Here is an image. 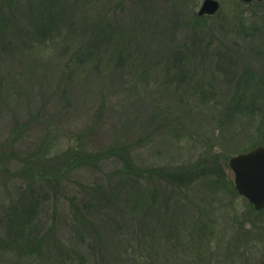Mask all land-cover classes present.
<instances>
[{
    "label": "rangeland",
    "instance_id": "374dc122",
    "mask_svg": "<svg viewBox=\"0 0 264 264\" xmlns=\"http://www.w3.org/2000/svg\"><path fill=\"white\" fill-rule=\"evenodd\" d=\"M117 1L16 0L5 7L0 146L13 130L34 142L48 133L57 145L65 142L61 149L79 136L89 151L120 141L140 168L197 163L210 148L233 188L227 161L257 142V119L226 110L244 72L261 79L245 83L264 99V35L257 31L264 6L243 7L239 30L234 0H215L218 14L192 24L203 0L177 11L176 0L122 9ZM5 176L0 172V234L12 225L22 192V181ZM71 178L90 188L92 228L68 229L61 241L85 264H264V212L227 186L218 192L196 181L171 195L157 178L128 177L115 158ZM50 208L38 209L39 230L40 211ZM17 260L0 256V264H23Z\"/></svg>",
    "mask_w": 264,
    "mask_h": 264
},
{
    "label": "trees",
    "instance_id": "16d2710c",
    "mask_svg": "<svg viewBox=\"0 0 264 264\" xmlns=\"http://www.w3.org/2000/svg\"><path fill=\"white\" fill-rule=\"evenodd\" d=\"M15 1L0 0V19L5 18V7L12 6ZM145 1L148 0H120L115 7L120 6L122 9L127 2L135 5L143 4ZM194 1L197 0H176L173 8L176 6L177 11ZM234 4L236 10L231 17L234 19L235 27L238 25L241 30L242 21L246 18L243 7L252 5L261 7L264 6V0L251 4L234 0ZM190 17L189 22H198L214 16L198 17L192 13ZM257 25V31L264 35V18H261ZM253 80L261 79L257 78V75L244 72L231 96L230 107L226 110L228 114H233L236 109L239 114L237 117L247 114L246 117L257 119L254 125L257 142L244 151L264 146V99L262 100L261 96L260 102V98H257L258 92H251L245 83ZM174 132L179 135L177 131ZM25 137V130L10 131L0 146V172H4L5 177L12 181H22L21 196L11 214L12 225H8L4 233L0 234V256L14 254L18 257L17 261L23 264H85L86 257L83 254L66 247L61 241L68 229L85 233L92 228L91 222L86 219L91 204L85 201L90 194V188L71 177L80 170L96 168L103 160L111 161L114 158L120 160L123 170L130 178L137 180L157 178L167 184L166 186L171 189V195L183 189H191L193 182L196 181L205 182L216 191L219 186H227L230 193H236L231 182L224 176L225 163L220 165L210 153V148L205 155L199 157L197 163L185 164L182 167L140 168L131 160L129 145L120 144V141H115L114 144L98 151H89L90 148L81 142V136L77 137L75 145L68 144L64 149H61V144L65 142L57 145L59 140L51 141L48 133H44L37 142L25 140ZM46 207H51V212L46 211L44 214L40 211L44 216L39 230L33 221L39 213L38 209ZM262 212L264 210L258 213Z\"/></svg>",
    "mask_w": 264,
    "mask_h": 264
},
{
    "label": "water",
    "instance_id": "95a60500",
    "mask_svg": "<svg viewBox=\"0 0 264 264\" xmlns=\"http://www.w3.org/2000/svg\"><path fill=\"white\" fill-rule=\"evenodd\" d=\"M242 3L261 2L262 0H237ZM220 10L215 0H203L197 16H213ZM233 174V186L237 194L244 198L259 212L264 209V146H258L243 153H237L227 161Z\"/></svg>",
    "mask_w": 264,
    "mask_h": 264
}]
</instances>
